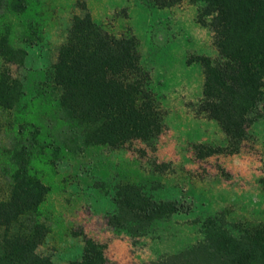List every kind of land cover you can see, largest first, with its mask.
Masks as SVG:
<instances>
[{"label": "trees", "instance_id": "obj_1", "mask_svg": "<svg viewBox=\"0 0 264 264\" xmlns=\"http://www.w3.org/2000/svg\"><path fill=\"white\" fill-rule=\"evenodd\" d=\"M159 7L181 0H151ZM198 22L213 36L218 56L201 58L204 82L199 110L215 121L224 145L199 144V158L234 153L252 124L264 119V0H198ZM42 0H0V114L7 142H0V170L10 182L0 201V264H57L38 248L48 233L49 196L72 186L58 162L68 142L115 149L140 140L151 150L164 128V113L148 87L134 36L102 29L88 11L74 15L49 71L15 76L26 46L44 39ZM157 178L126 176L109 185L107 225L131 237L153 236L175 216L196 214L185 199L163 197ZM201 237L185 248L144 264H264V224H231L217 214L197 220ZM80 254L67 264H117L105 246L80 229Z\"/></svg>", "mask_w": 264, "mask_h": 264}, {"label": "rangeland", "instance_id": "obj_2", "mask_svg": "<svg viewBox=\"0 0 264 264\" xmlns=\"http://www.w3.org/2000/svg\"><path fill=\"white\" fill-rule=\"evenodd\" d=\"M44 39L26 46L24 66L9 65L15 76L30 69L49 71L58 48L65 42L72 17L88 11L104 30L116 36H134L148 87L164 113V128L151 150L140 140L115 149L68 142L69 154L58 162L72 186L52 193L51 232L38 248L57 264L80 254L82 229L105 246L106 256L117 264H144L158 255L175 252L201 237L197 220L222 216L229 225L264 224V119L251 125L247 138L234 153L220 152L199 158V144L224 145L218 124L199 110L204 73L201 58H217L212 32L198 22L201 2L181 0L159 7L151 0H42ZM0 114V142H7ZM167 163L160 174L163 197L178 196L196 205V214L175 216L151 236L131 237L110 228L109 185L123 177L157 178L151 163ZM10 182L0 170V201L9 194ZM3 228L0 226V235Z\"/></svg>", "mask_w": 264, "mask_h": 264}]
</instances>
